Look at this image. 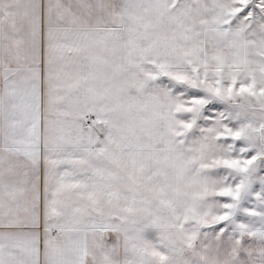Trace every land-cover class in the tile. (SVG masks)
<instances>
[{"label": "snow or ice", "instance_id": "snow-or-ice-1", "mask_svg": "<svg viewBox=\"0 0 264 264\" xmlns=\"http://www.w3.org/2000/svg\"><path fill=\"white\" fill-rule=\"evenodd\" d=\"M0 264H264V0H0Z\"/></svg>", "mask_w": 264, "mask_h": 264}]
</instances>
